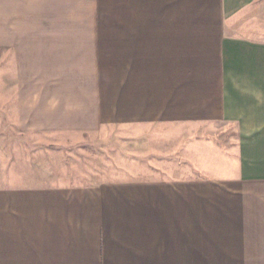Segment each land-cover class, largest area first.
<instances>
[{"label": "crops", "instance_id": "obj_1", "mask_svg": "<svg viewBox=\"0 0 264 264\" xmlns=\"http://www.w3.org/2000/svg\"><path fill=\"white\" fill-rule=\"evenodd\" d=\"M257 1L0 0L27 29L0 37V126L119 130L144 160L40 184L0 143V264H264Z\"/></svg>", "mask_w": 264, "mask_h": 264}, {"label": "rangeland", "instance_id": "obj_2", "mask_svg": "<svg viewBox=\"0 0 264 264\" xmlns=\"http://www.w3.org/2000/svg\"><path fill=\"white\" fill-rule=\"evenodd\" d=\"M259 2L262 3L258 4ZM256 3L257 10L261 11L260 15L263 17L264 0H258ZM4 16L5 14L0 12V37L8 38L15 35V32L18 36L27 30L21 28L25 27L26 23L22 17H19L18 28L15 29L17 20L9 17L4 19ZM62 16V13H40L39 20H52ZM10 20L13 21L11 26ZM2 53L4 54L5 50H0V61L3 57L4 64ZM7 55L6 66L12 72V57L9 53ZM1 63L0 68L3 69ZM14 80L13 76L8 75V83H13ZM8 122L0 126L1 145L6 149L8 158L13 160L12 163L17 161L29 166L32 178L40 184L92 183L110 179L113 175H123L122 166L143 164L144 161L142 157L131 155L140 148L133 143L120 141L122 135L120 136L119 130L113 133L108 131L106 136L94 133L38 134L22 130L14 123L13 116L8 118Z\"/></svg>", "mask_w": 264, "mask_h": 264}]
</instances>
